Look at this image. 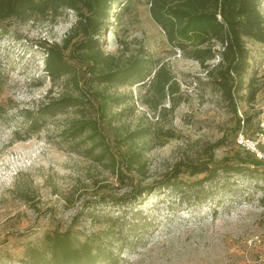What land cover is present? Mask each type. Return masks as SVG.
<instances>
[{"label":"rangeland","instance_id":"374dc122","mask_svg":"<svg viewBox=\"0 0 264 264\" xmlns=\"http://www.w3.org/2000/svg\"><path fill=\"white\" fill-rule=\"evenodd\" d=\"M124 1L128 3L116 6L109 23L102 27L105 37L98 35L104 49L116 51V39H138L152 59L169 65L180 91L173 109L169 97L155 109L145 103L147 85L107 88L109 93L133 95L125 104L112 107L117 114L113 125L124 124L131 132L147 128L143 136L126 140V133L115 136L108 120L101 121L111 151L142 153L144 175L126 171L123 180L113 172L110 160L98 159L100 148L89 133L77 139L63 135L74 118L97 117L98 109L88 102L84 109L71 107L48 118L45 126L34 132L27 130L15 109L37 106L50 88L56 96L74 93L65 78L53 84L46 75L42 44H62L77 22L75 11L65 9L55 20L14 16L3 21L0 63L5 82L0 99L15 107L8 108L0 120V264H22L28 249L42 247L44 235L54 229H70L81 239L98 237L111 228L121 229L119 219L127 225L120 233L129 245L121 251L119 264H264V168L253 175L216 178L210 187L207 184L214 198L201 203L192 196L193 190L186 189L181 197L171 188L160 189L163 179L176 175V167L184 168V163L206 162L211 156L216 162L224 158L238 162L248 156L245 146L236 140L237 124L250 117L247 133L256 135L264 109V83L257 81L258 94L249 102L250 74L245 75L243 88L234 94V107L199 61L168 42L151 16L150 0ZM261 4L264 13V0ZM112 27L116 30L113 39ZM137 46L133 43L134 49ZM247 46L259 62L264 61V44L248 40ZM16 132L24 139L19 140ZM178 174L176 179L192 181L204 176H190L185 171ZM148 186L151 190L143 192L141 200H132L134 209L148 216L152 225L130 229L131 210L121 211L109 197L139 193ZM25 190L35 194L34 201L21 198ZM90 210L95 218L88 215ZM106 215L114 218L113 227Z\"/></svg>","mask_w":264,"mask_h":264},{"label":"trees","instance_id":"16d2710c","mask_svg":"<svg viewBox=\"0 0 264 264\" xmlns=\"http://www.w3.org/2000/svg\"><path fill=\"white\" fill-rule=\"evenodd\" d=\"M262 0H150V13L154 21L163 29L168 42L177 50L183 52L188 58H193L206 68L208 78L218 86L232 103L236 106L235 92L243 88V78L250 74L247 83V100L254 102L259 91L257 81L262 80L256 64L259 59L253 55L247 46L248 40L264 44V13L261 7ZM123 4V0H0V31L3 21L16 17L21 20L52 19L55 20L65 9H72L77 16L76 24L71 28L63 43L43 42L46 53V75L56 84L60 79L71 82L74 93L62 92L58 96L52 95L50 88L45 98L33 108H15L26 123L28 131L41 130L48 118L65 113L71 107L82 106L85 102L98 109L97 117L81 115L71 121L63 135L77 139L89 133L91 139L96 140L99 146V160L107 158L110 166L119 180H123L126 171L145 173V162L141 151H111L106 132L102 131L101 121L108 120L109 125L115 129V136L120 132L126 133V140H134L143 136L147 128L140 127L136 131H129L124 124L113 125L117 114L112 107L125 104L129 98L126 94L107 92L109 86L131 87L138 83L147 85L145 103H150L157 109L166 97L172 101L171 109L176 106V95L180 91L179 81L169 65L161 59H152L145 44L134 39L117 40L118 49L107 52L100 41L102 27L109 23V17L116 6ZM111 39L116 35L114 27L110 29ZM80 39L75 40L76 36ZM133 43H138L134 49ZM219 58L218 61H216ZM210 61H215L210 63ZM217 62V63H216ZM154 74L152 75V72ZM152 75V76H151ZM148 78V81H147ZM5 79L2 76L0 63V94L3 91ZM84 106V107H83ZM8 106L0 99V120L7 113ZM131 108V106L129 107ZM80 109V111H82ZM163 110L166 107L163 106ZM261 114V113H260ZM259 114V117H260ZM250 117L244 121L239 119L236 136L247 133ZM243 122V126H242ZM260 123V119L258 125ZM16 135L19 140L24 137ZM96 136H99L96 139ZM27 138V137H26ZM264 150V147H263ZM248 155L238 158H224L216 162L211 156L206 162L184 163V168L177 166L176 175L167 176L160 184L161 188H171L181 197L186 189L193 190L192 196L198 202L214 198L215 193L209 188L212 182L220 176L253 175L264 168V159L245 149ZM187 172L190 176L204 174L200 179L183 180L176 177L180 172ZM175 178V179H172ZM209 187L207 188V184ZM151 190V186L141 189L139 193L125 194L120 197H109L114 206L121 211L131 210L132 222L130 229H147L152 225L148 216L133 207V200H141L142 193ZM21 198L30 202L35 200V194L25 190ZM93 210V209H92ZM88 215L95 218L93 211ZM107 223L113 227L112 219L106 215ZM121 229L111 228L104 235L98 237L90 235L81 239L74 235L70 229H54L43 237L42 247H31L22 264H119L120 253L128 248L126 238L121 236L127 227L121 219L118 220ZM109 238L108 241L102 239ZM117 245L118 247H115Z\"/></svg>","mask_w":264,"mask_h":264},{"label":"built area","instance_id":"2783aa9c","mask_svg":"<svg viewBox=\"0 0 264 264\" xmlns=\"http://www.w3.org/2000/svg\"><path fill=\"white\" fill-rule=\"evenodd\" d=\"M256 67L259 71L264 72V61L256 64ZM236 140L238 144L245 146L246 150L253 152L256 157L264 159V109L261 113V120L256 135L251 137L250 135H246V133L244 134L243 132H240L236 136ZM256 240L260 241L258 237Z\"/></svg>","mask_w":264,"mask_h":264},{"label":"water","instance_id":"95a60500","mask_svg":"<svg viewBox=\"0 0 264 264\" xmlns=\"http://www.w3.org/2000/svg\"><path fill=\"white\" fill-rule=\"evenodd\" d=\"M109 29H107L106 31H108Z\"/></svg>","mask_w":264,"mask_h":264}]
</instances>
